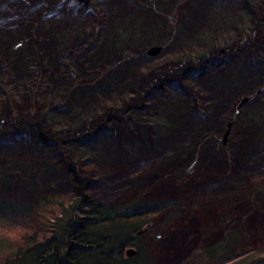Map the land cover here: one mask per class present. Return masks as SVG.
I'll return each mask as SVG.
<instances>
[{"label":"rangeland","instance_id":"obj_1","mask_svg":"<svg viewBox=\"0 0 264 264\" xmlns=\"http://www.w3.org/2000/svg\"><path fill=\"white\" fill-rule=\"evenodd\" d=\"M23 1L33 4L32 8L37 6V10L42 11V14H30L31 7ZM244 1L254 19L249 24L253 25L252 28L256 31L254 39L248 38V36L250 37L248 30L251 28L244 33L242 32L243 28L238 27L232 36L222 35L202 45H193L192 53L195 57L189 59L185 57L186 46L192 43L197 34L206 27L204 19L208 12L229 5L232 0H166L164 4L162 0H0V22L4 26L15 24L14 21L19 22L22 19V21L27 20L30 24L38 20L40 14L43 24L47 26L46 28L41 27L40 30L36 26L30 33L29 31L26 32L30 44H33L32 41H36L40 37L41 42L37 47L33 45L30 47L29 44L24 46L27 43L23 41L20 33L13 35L12 39L9 38V50L13 45L14 49L16 47V50H24L23 52L29 56L31 61H29V65L33 67L30 72L26 71V65L24 67L25 73L23 72L22 75L13 72L12 67H9L7 71L9 75H7L6 71L3 70V65L0 66L2 69L0 80L4 78L7 79V83L9 81L8 87L13 92L15 99L14 102L5 100L6 97L3 95V99H1L3 101L0 103V194L7 198L19 197L20 201L30 202L39 193H44L50 197L67 198L74 192L76 183L67 170L68 166L57 161L62 159L63 153L55 144L56 136L47 134L51 140L42 139L39 142L40 138L36 133L37 131L40 132L42 128H46L47 125L44 123L48 114L46 115L45 109L52 106L51 102L48 103L47 97L43 95H41L43 102H37L39 106H36L37 103L32 97L34 92L42 91L41 85H48L49 82L50 73L43 68H37L38 64L35 62L36 59L38 61V51L40 53L42 50L45 55V65L48 66L50 72L63 71L66 73L65 78L68 82L78 84L63 101L62 105L67 107L63 112L79 102L75 93L80 95V103L83 106L82 102L89 100L87 96L102 84L104 88H102L103 92L99 96H102V100L103 97H106L107 100L109 97L113 99L110 102L102 101L95 107L91 104L92 100H89L84 106L91 110L90 120L72 122L71 118L70 121L68 117L63 115V112H54L57 113L55 118L57 116L61 118L54 120L57 125L51 127V132L54 130L62 131L68 128V125L71 126V129H69L70 127L68 129L72 133L93 130L100 134L105 131V126L111 127L115 124H119L118 126L121 127L132 126L134 129V133L122 129L114 130L112 136L115 139L116 156L112 155L111 160L110 158H103L100 161L94 160L92 153L86 152L85 161H83L85 166L90 168L92 164L99 162L96 164L100 170L99 175L96 174L95 177H89L87 180L89 181L88 190L90 192L99 189L105 190L106 193L113 196L114 200L127 199L138 195L139 192H144L145 199L165 198V200L176 201L177 206L173 205L171 209H177L181 212L184 211L182 208L187 206L188 201L194 202L198 204L194 211H184L173 223L177 225L178 233L181 232L183 237L193 241L201 233V224H203L204 229L208 224L212 227L215 226L214 223L219 217L216 210L214 211L216 205L229 204L243 199L239 205L232 207L233 211L240 217L247 215L245 224L248 230L254 233L256 230H261L262 236L259 238L254 234L251 241L252 245L245 250V254L240 257L241 260L236 261L235 259L230 264H264V205L262 203L255 205L260 202V198L257 197L249 202L243 194L238 193V198L235 195L225 196L212 201L206 195L205 197L201 195L213 194L214 191L211 190L214 187L217 186L218 191L220 190L218 189L219 186H226V184L230 188L242 190L250 183L257 184L256 182L262 179L259 174L263 173L264 175V115L262 111L250 113L247 111L248 107L254 105L253 101L264 100V80L253 86L251 92L246 91L238 95L236 93H238L239 88H232L233 90L230 92L227 91L228 87L222 88L224 79L228 80L227 82L231 86L232 81L237 77L242 78L247 75L243 70V65L233 69V71L242 69L241 72L243 73L237 77L222 72L236 66L240 63L238 60H249L250 54H255L253 56L254 63H257L258 58L264 62V47L260 42V34L264 31V0ZM169 3L172 6L166 9V5ZM10 6H12L13 11L15 7L19 9L15 13V18L11 20V15L14 14L8 15L4 11ZM85 8L86 11L90 8L94 12L96 20L94 27L85 19ZM136 12L151 16L149 29H147V24H143V27L139 28L137 23L130 20V16L135 15L133 13ZM120 13H123L121 15L122 21H117L118 29L117 31L112 30L113 32L107 40L108 44L104 47L99 62L95 60L97 62L95 65L92 55H95L99 50L98 42L107 33L110 24L115 26L113 16ZM81 20V26L93 27L92 30L80 34L76 44L68 43L69 46L65 44V47L69 48L58 47L63 56L57 61H52V58L56 56L55 51L52 52L56 44L54 42L55 34L61 29L75 27ZM104 20H109L110 24L109 22H106V25L103 24ZM5 21L6 24H4ZM139 21L146 22L142 17L139 18ZM51 22H58L62 25L55 29ZM39 23L40 21H38ZM40 25L43 26L41 23ZM157 32H163V37H152ZM2 34L0 32V43L5 41ZM189 34H193V37L188 40L184 39ZM117 40H120L119 43H116ZM149 48H157L158 50L153 55H149L147 53ZM1 52L3 49H0V55ZM78 54H81L84 63H78V59L74 58ZM144 54L151 59L140 58ZM129 55L131 57L127 59L126 56L129 57ZM155 56L158 57L154 58ZM1 58L3 59L4 55H1ZM133 58L140 59V64L143 66L140 71H138L140 66L134 63ZM173 60L175 62L171 63ZM61 61L65 66L60 65ZM166 65L181 70L182 74L187 76L183 85L187 88V93L192 92L194 94L189 107L191 112L182 111L184 107L181 103H178L171 112H168L169 108L164 106L166 103H161L160 100H168V98L165 99L164 94L169 92V96L176 94V87L178 86L173 81L168 80L169 84L174 87L172 89L166 87L168 86L166 83H163L158 89H153L151 86L152 83L154 84L160 79L162 81L165 78V74L162 77L159 76L163 75L160 74L161 68L166 67ZM185 67L188 68L187 71L184 69ZM133 72L139 74L134 86H128V90L124 92L116 88L115 83L118 79H131ZM214 72L217 75L214 76ZM76 74L79 76L77 79L74 77ZM101 75L102 77H100ZM9 76L11 78H8ZM111 77L116 80H111ZM17 80H24L18 84H25L26 88L19 91L18 84H16ZM205 80L207 84H204ZM62 83L64 81L61 80L58 84L59 88ZM207 85L212 87L214 93L220 94L226 91L224 96L221 95L222 104L217 113L220 110L223 111L221 107L228 103L229 99V101L234 99L232 102L234 105L230 111L225 112L227 111L225 110L223 115L217 116L222 120L223 123L221 124H216L212 120V124L207 126L211 119L206 116L198 117V114L208 113L214 104L213 94ZM111 87L114 88L109 89ZM228 93L229 97L226 96ZM120 94L122 98L117 105V95ZM141 94H144V97L142 96L141 100H138V96ZM200 95L205 96L202 101L199 99ZM244 96H247L248 99L238 106L241 97ZM111 107H114L113 112H108ZM128 107L130 109L127 110ZM38 110L40 113H37ZM164 110L171 114V117L169 116L165 120L160 118ZM28 113L32 115L31 119L25 118V114ZM21 114L23 116H20ZM11 119L15 122H9ZM37 124L42 125V127H38ZM201 127L202 130L198 131V128L201 129ZM24 128L29 129L23 130ZM154 130L159 134H154ZM44 131L46 133L47 129ZM226 131L227 135L224 139ZM165 134L167 137L161 138V135L164 136ZM3 138H5L4 142H1ZM183 139L188 141H183ZM181 141L185 143L183 148L187 151H182ZM65 142L67 144H63V148L67 151L72 141ZM145 143H147L146 146ZM121 144L125 145V149H122L124 147L120 148ZM188 144H191L189 149L187 148ZM20 149L32 150L34 155H44L43 159L45 157L46 160L48 158L55 159L59 163L57 169H54V177L50 182L48 181L49 183L44 182L42 176L50 170L52 165L47 167V164L40 167L41 162L33 163L30 165V172L28 171L30 175L27 176V173H24L20 166V159L23 156ZM64 156L70 162L76 159L74 155L72 157ZM5 159H9L8 164H3ZM165 160L171 161V164L159 169V165ZM138 165H142V172L131 173V170ZM101 166L104 171H101ZM106 171H108L107 174ZM238 176L243 177L244 180L240 182ZM2 177L12 180L10 189L6 188L1 180ZM225 189L227 190L228 187ZM260 192L264 193V188ZM228 215L230 219L229 211ZM9 222L12 221L2 217L0 226ZM11 252L6 248L0 250V262L3 261L4 256ZM172 253L171 250L168 257L162 256V263H176L174 253Z\"/></svg>","mask_w":264,"mask_h":264},{"label":"trees","instance_id":"obj_2","mask_svg":"<svg viewBox=\"0 0 264 264\" xmlns=\"http://www.w3.org/2000/svg\"><path fill=\"white\" fill-rule=\"evenodd\" d=\"M251 1L256 2L257 0H250L249 2ZM23 2L31 7L30 14H42V11L37 10V6L32 8L33 4L25 1ZM162 2L164 4L166 0H162ZM82 3L84 2L82 1ZM5 11L7 14L11 13L9 7L6 8ZM84 11L86 21L90 22V24L94 27L96 23L94 12L90 8L87 9V11L85 8ZM137 13L139 12L133 14ZM41 14L38 16V20H35V22L30 24L27 20L22 21L23 19L21 20L22 22L14 21L15 24H10L7 26H4L0 22V32H2V36L5 37L4 43H0V49H3L1 55H4L3 59L0 55V66L3 65V70L6 71L7 75H9V72H7L9 67H12L13 72L20 75H22L23 72L25 73V65L27 67V72H30L33 68L29 65L30 58L26 52H23L24 50H16V47L14 49L13 45H11V50H9L10 44L8 41H10L9 38L12 39L13 35L20 33L23 37V41L27 43L24 44V46L28 44L30 47H32L31 45L36 47L39 46L41 42L40 37H38L36 41H32L33 44H30L28 42V35L26 36V32L29 31L30 33L31 30H33L36 26L39 27V30L41 27H47L46 24H43L40 18ZM122 14L123 13L113 16L115 26H111L109 20H104L103 24L109 22L110 28L108 27L107 33L104 34L102 38L103 40H99L98 52L95 55H92L95 65L97 63L95 60L99 62L102 52L104 51V47L108 44L107 40H109V36H111L113 32L112 30L117 31V21H122ZM251 15L252 12L247 8L244 0H232L229 5H225L223 8L208 12L206 18L204 19L206 27H204L203 31L197 34L192 43L187 44V52L185 57H188L189 59L195 57L194 53H192L194 50L193 45H202L210 40H213V38L218 36L220 37L222 35L232 36L238 30V27L243 28L242 32L244 33L249 28H251L248 30L250 34V37L248 36V38L253 40L256 31H254V28H252L253 25H249L250 22H253L254 20L253 16ZM14 16L15 14L11 15L10 20L14 19ZM38 21H40L43 26H41L40 23L38 24ZM6 23L7 22L5 21L4 24ZM51 23L55 29L62 25L58 22ZM81 23L82 20L76 24L75 27H71L70 29H61L60 32L55 34L54 42H56V44L54 45L52 52L54 53L55 51L56 56L52 58V61H57L58 58L60 59V57L63 56L62 52H59L58 47H65V44L68 43L76 44L80 34L92 30L93 27L85 28L84 26H81ZM107 34L108 37L106 38ZM192 35L189 34L185 38H182L188 40L189 38L193 37ZM260 36V42L262 47H264V31L260 34ZM45 40L48 41V39ZM65 48L67 49L69 47ZM81 50H83V48H81ZM253 56H255V54H250L249 60H238L240 63L236 64V66L228 69V71H222L224 74L226 73L229 76L236 75L237 77V75L243 73L241 72L242 69H236V71H233V69L242 67L243 65V70L245 74H247L242 77L243 79L235 77L236 79L232 81L233 83L231 86L227 82L228 80L224 79L225 82L222 83V85H224L222 88L228 87L227 91L229 92L235 88H239L238 93H236L238 95L246 91L251 92L253 86L264 80V62L258 58V61H256L257 63H254ZM44 57L45 55L42 50H40V53L38 51V61L36 59L35 62L38 64L37 68H43L46 72L50 73L49 82L48 85H41L40 88H42V91L37 93L34 92V96L32 95V97L35 99L36 103H42L43 100L41 95H43L47 97L48 103L51 102L52 106L46 107L45 109L46 115L48 114L44 123L47 125H45L46 128H42L40 132L37 131L36 133L40 138L39 142H41L40 140L42 139L51 140L50 137H47V134L56 136L55 144L63 153L62 159L57 161L59 163L63 162L68 166L67 170L74 179L76 185L74 192H72L67 198L50 197L44 193H39L36 194L30 202H28L20 201L19 197L7 198L0 194V219L2 217H6L12 221L0 226V250L6 248L12 251L9 255L3 257V261L0 262V264H164V262L162 263L161 258L162 256L168 257L171 250L174 253L175 261H177L174 264H230V262L235 261V259L236 261L241 260L240 257L245 254V250L250 248L252 245V236L254 234L259 238L262 236L261 230H256L255 233L248 230L245 224L247 215L240 217L233 211L232 207L234 205H239L243 199H240L238 202L216 205L214 207V211L216 210L219 217L214 223L215 226L212 227L210 224H208V226L205 227L206 229H204L203 224H201V233L196 238V240L193 241L190 240V238H186L185 236L183 237L181 232L178 233V227L173 223L176 222V219L179 218V216L183 214L184 211H194V208L198 206V204H195L194 202L191 203L188 201L187 206L182 208L184 211L181 212L177 209H171V206H177L176 201L165 200V198L145 199L144 192H139L138 195L127 199L114 200L113 196L106 193L105 190L99 189L95 192H90L88 190L89 181L87 180L89 177H95L96 174L99 175L100 170L96 164L99 162L92 164L90 168L85 166L83 161H85L84 158L86 156V152L89 151L92 153V158L99 161L103 158H110L112 155L116 156V145H114L115 139L112 136V133L114 130L119 129L134 133V129L132 126L121 127L118 126L119 124H115L116 126H105V131H102L100 134L94 132L93 130H84L77 133H72L69 132L71 126L68 125V128L70 127L69 129L66 128L62 131L54 130L51 132V127L53 128L55 125H57L54 120L61 118L58 116L55 118L57 113L54 112H63L67 109L65 105H62V103L69 93H71V91L77 87L78 84H75L74 82H68V80L65 78L66 73L63 71L50 72L48 66L45 65ZM130 57V55L129 57L126 56L127 59H130ZM157 57L158 56H155L154 58ZM74 58L76 60L78 59V63H84L81 54H78ZM140 58L144 60L151 59L145 54ZM133 61L140 66V69L136 68L138 71H140L143 67L140 64V59L133 58ZM172 62H175V60L171 61V63ZM60 65L65 66L62 61L60 62ZM184 69H186V67ZM1 70L2 69H0V71ZM161 70L162 71L160 74L163 75L159 77H162L165 74V78L163 79L164 82L160 79L159 81H156V83H152L151 86H153V89L160 88L163 83H166L168 85L166 87L170 89L174 88L173 85L169 84V81H173L176 86L181 87H176V94H172L171 96L168 95L170 92L168 94H164L165 99L168 98V100H160L161 103H166L164 106L169 108L168 112H171L172 108L176 107L178 103L183 105L184 110L182 111L191 112L189 111V107L193 98L192 95L194 94L191 91V93H187V88L183 85V81L187 80V76H184L181 70H178L175 67H167V65L166 67L161 68ZM187 70L188 68L186 71ZM65 71L67 72V70ZM131 75V79H118L116 83L114 81L116 88H119L124 92L128 90V86H134L136 78L139 74L133 72ZM213 75L215 76L217 74L214 72ZM74 77L77 79L79 76L76 74ZM100 77H102V75ZM8 78H11V76ZM113 79L114 78L111 77V80ZM6 80L7 79L4 78L0 80V103L3 101L1 100L3 99V95L6 97L4 98L5 100H10L13 102L15 101L13 98L14 94L8 87L9 81L7 83ZM61 80L64 81V83H62L61 87L59 88L58 84ZM22 81L24 80H17L16 84L22 83ZM204 84H207L206 80L204 81ZM103 86V84L99 85L91 92L89 96H87L89 100H92L91 104L93 107L98 106L100 103H102V101L110 102L113 100L112 97L111 99L109 97L108 100L106 97H103L102 100V96H99V94L103 92ZM207 86L210 88L211 93L213 94L212 96L214 98V104L208 113H202L200 115L198 114V117L206 116L211 119L207 126L212 124V120L216 124H221L223 122L217 116L223 115L225 110H227L225 112L230 111L231 107L234 105L232 104L234 99L232 101H229V99L228 103H225V105L221 107L223 108V111L220 110L219 113H217L219 106L222 104V96L225 95L226 91L220 94H218V92L214 93L212 87L209 85ZM5 87L8 88L5 89ZM17 87L18 90L21 91L26 88V85L18 84ZM113 88L114 87H111L109 89ZM75 95L79 102L75 103V105L66 112H63V115L68 117L69 120L71 118L72 122H77L78 120H90L92 115L90 114L91 110L85 107L89 100L82 102V106L80 103V95L78 93H75ZM142 96L144 97V94L138 96V100H141ZM226 96L229 97V93L226 94ZM204 97L205 96L200 95V101H202ZM121 98V94L119 96L117 95V105L119 104V101H121ZM253 102L254 105L252 104L247 108L248 113L262 111L264 115V105H262L264 100L262 99L260 102L258 101L259 103L256 102V100ZM38 103L35 105L39 106ZM113 108L114 107H111L108 112H113ZM126 109L128 110L130 108L128 107ZM168 112L164 110L160 118L162 117L161 119L165 120L166 118H169V116L171 117V114ZM37 113H40V111L38 110ZM112 115L110 114V116ZM20 116L23 115L21 114ZM31 116L32 115L29 113L25 114L26 119H31ZM13 119H11L9 122H15ZM38 127H42V125H38ZM44 129H47L46 133ZM23 130L26 129L24 128ZM200 130H202V127L201 129L198 128V131ZM42 131L44 132L42 133ZM154 131V134H159V132H156V130ZM166 134L164 136L161 135V138H166ZM28 137L31 138V136ZM69 140L72 141V143L70 144L69 149L66 151L65 148H63V144H67L65 141ZM183 141L188 140L183 139ZM183 141L180 142L182 145V151H187L183 148V145L185 144ZM146 145L147 143H145V146ZM121 147H124L122 149H125V145L123 146L121 144L120 148ZM189 147H191V144H188L187 148L189 149ZM179 149L181 148L179 147ZM24 150H27V152ZM20 151H22L23 155L20 159V166L23 172L27 173V176L30 175V165L36 162H41L39 164L40 167H44L47 164V167L52 165L50 167L51 171L49 170L45 172L43 176H45L48 172H52L54 177V169H57V165L59 164L55 159H49L48 157L47 160L46 157L43 159L44 155H34V151L28 149H20ZM64 155L68 157H72L74 155L76 159L75 161L70 162ZM120 157L122 158V156ZM3 161V164L9 163V159H5ZM52 161L55 162L53 163ZM22 164L27 165L25 170L23 169ZM101 171H104L102 166ZM137 171L142 172V165H138L136 168H133L131 173H136ZM107 172L108 171H106V174ZM43 176L42 179L44 182H50L51 179H53V177L46 179ZM259 176L262 179L256 182L257 184L250 183L245 187L246 189L238 188L242 190H237L235 188H230V186L226 184V186H219L218 189L220 190L218 191L217 186L214 187L215 190H211L214 191L213 194L209 193L201 195L204 197L206 195L207 198L211 199L212 201H216L218 199L224 198L225 196L235 195L238 198V193H241L249 202L259 197L260 202L255 205H259L260 203L264 205V193L260 192V190L264 188V175L261 173ZM237 178L240 182H242L241 180H244L243 177L240 176ZM1 180L6 188H9L12 184V180H10V178L2 177ZM6 180L8 181V184H6ZM224 187H228L230 190H226ZM228 211L230 212V219ZM129 248L133 250V253L127 255L126 250ZM12 253L14 254L11 255ZM247 254L249 253L247 252Z\"/></svg>","mask_w":264,"mask_h":264},{"label":"bare ground","instance_id":"obj_3","mask_svg":"<svg viewBox=\"0 0 264 264\" xmlns=\"http://www.w3.org/2000/svg\"><path fill=\"white\" fill-rule=\"evenodd\" d=\"M194 1H197V0H194ZM167 7H166V9H168L169 7H171L172 5H170V3L169 4H167L166 5ZM10 8V10H11V13L12 14H15L16 13V11H19V9L17 8V7H15L14 8V11H13V8H12V6H10L9 7ZM6 10V9H5ZM4 10V11H5ZM13 11V12H12ZM11 13H8V14H11ZM143 18L144 20H146V22H140L139 21V18ZM150 18H151V16H149V15H145V14H142L141 12H139V13H137V14H135V15H131L130 16V20H133V23L135 22V23H137V26H139V28H142L143 27V24H147V29H149V27L151 26L150 24H151V22H150ZM152 37H154V38H160V37H163V32L161 33V32H157V33H155ZM165 37V36H164ZM120 41V40H119ZM119 41L117 40V42L116 43H119ZM25 129H28V128H25ZM1 142H4V138L3 139H1ZM25 152H27V150H24ZM23 151V152H24ZM26 154V153H25ZM169 164H171V161H168V160H165L162 164H160L159 165V169H161V168H163V167H166V166H168ZM22 167H23V169L25 170V168H27V165L26 164H22ZM43 177H45L46 179H50L51 177H53V173L51 172H48L45 176H43ZM6 182V184H8V181L6 180L5 181ZM195 190V189H194Z\"/></svg>","mask_w":264,"mask_h":264},{"label":"water","instance_id":"obj_4","mask_svg":"<svg viewBox=\"0 0 264 264\" xmlns=\"http://www.w3.org/2000/svg\"><path fill=\"white\" fill-rule=\"evenodd\" d=\"M157 50H158L157 48H149V49L147 50V53H148L149 55H153L155 52H157ZM246 100H247L246 97L241 98L240 102L238 103V106H240V104L243 103V102L246 101ZM227 125H229V124H227ZM226 135H227V131H226L225 134H224V139H225ZM132 253H133V250H132L131 248H129V249L126 250V254H127V255H130V254H132Z\"/></svg>","mask_w":264,"mask_h":264}]
</instances>
